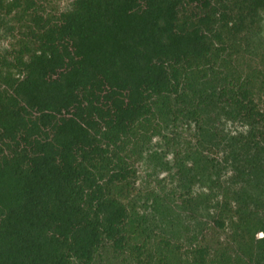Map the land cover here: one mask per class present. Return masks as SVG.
<instances>
[{
    "label": "trees",
    "instance_id": "obj_1",
    "mask_svg": "<svg viewBox=\"0 0 264 264\" xmlns=\"http://www.w3.org/2000/svg\"><path fill=\"white\" fill-rule=\"evenodd\" d=\"M262 11L0 0L14 37L0 51V264H264V195L248 191L264 188V65L248 52ZM181 122L185 151L155 158L173 192L133 215L132 153Z\"/></svg>",
    "mask_w": 264,
    "mask_h": 264
},
{
    "label": "rangeland",
    "instance_id": "obj_2",
    "mask_svg": "<svg viewBox=\"0 0 264 264\" xmlns=\"http://www.w3.org/2000/svg\"><path fill=\"white\" fill-rule=\"evenodd\" d=\"M46 10L56 13L70 7L71 0H43ZM260 29L250 39L249 57L253 64L259 67L264 65V11L261 13ZM13 32L0 31V51L10 49L13 46ZM189 125L185 122L177 123L175 129L160 128V131L150 140L145 141L142 146L136 149V153H132L129 163L134 170V174L129 181L128 200H130L129 208L134 215L149 214L153 196L165 199L170 196L177 184V175L175 168L162 167L161 161H169L172 164L176 152L185 151L186 142L191 140V132ZM237 123H229L231 131L239 129ZM166 136V137H165ZM172 138V140H170ZM157 156L162 160H155ZM179 190V189H178ZM245 190V189H244ZM253 195H264V188L248 190ZM255 194H254V193ZM262 233L257 232L256 237H261Z\"/></svg>",
    "mask_w": 264,
    "mask_h": 264
}]
</instances>
